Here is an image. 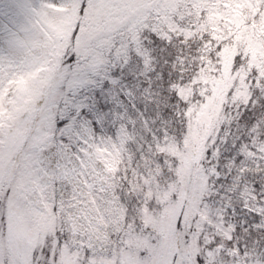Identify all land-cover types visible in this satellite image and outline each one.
<instances>
[{
	"label": "snow or ice",
	"instance_id": "1",
	"mask_svg": "<svg viewBox=\"0 0 264 264\" xmlns=\"http://www.w3.org/2000/svg\"><path fill=\"white\" fill-rule=\"evenodd\" d=\"M236 3L255 33L264 0H0V264H264V62L214 79Z\"/></svg>",
	"mask_w": 264,
	"mask_h": 264
},
{
	"label": "rangeland",
	"instance_id": "2",
	"mask_svg": "<svg viewBox=\"0 0 264 264\" xmlns=\"http://www.w3.org/2000/svg\"><path fill=\"white\" fill-rule=\"evenodd\" d=\"M243 7L244 5L242 3H236L235 7L226 5L227 11H212L208 16L209 23L212 25L213 31L217 34L218 39H227L230 36L233 38L232 43L230 45H225L221 53L224 75L222 79L214 78L216 79V87L218 89L226 88L231 84L232 77L230 75V70L239 45L243 44L245 51L250 53V64L259 65L261 62H264V38H262L264 37V24L257 25L255 33L251 28H246L244 26ZM64 23L65 22H52L50 26L57 35H64ZM43 70V67H38L20 76L11 83L15 85L18 93H28L32 81L36 80ZM202 79L208 78L202 77ZM217 94H219V92ZM28 98V96H24L25 100ZM0 99H2V96H0ZM214 115L215 111L212 109V101L210 100L209 105L205 106V110L197 114L194 128L197 125H204L206 128ZM192 138L194 142L199 143L195 132ZM172 150L175 151V148ZM116 162V158L113 157V162L110 167H114Z\"/></svg>",
	"mask_w": 264,
	"mask_h": 264
}]
</instances>
